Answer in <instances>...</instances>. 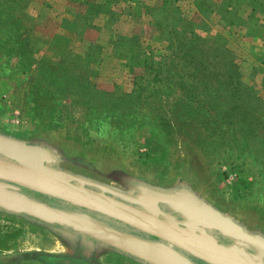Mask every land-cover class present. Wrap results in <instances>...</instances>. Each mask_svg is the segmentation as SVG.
I'll return each instance as SVG.
<instances>
[{
  "label": "rangeland",
  "instance_id": "1",
  "mask_svg": "<svg viewBox=\"0 0 264 264\" xmlns=\"http://www.w3.org/2000/svg\"><path fill=\"white\" fill-rule=\"evenodd\" d=\"M235 1L227 15L217 0H0V130L154 182L187 176L264 228V50L227 26L256 27L264 5ZM28 234L0 217L8 247L42 246Z\"/></svg>",
  "mask_w": 264,
  "mask_h": 264
},
{
  "label": "flooded vegetation",
  "instance_id": "2",
  "mask_svg": "<svg viewBox=\"0 0 264 264\" xmlns=\"http://www.w3.org/2000/svg\"><path fill=\"white\" fill-rule=\"evenodd\" d=\"M22 144L38 147L48 167L74 178H83L87 182L85 187L91 191L136 209L140 220L143 218L152 223L158 235L62 199L24 189L27 197L52 207L87 213L117 231L130 233L143 241L157 242L164 249L150 246L130 254L87 234L0 208V217L21 221L26 225L29 237L37 234L42 242L40 247L12 249L0 239V261L2 256L8 255L10 259L18 260L15 264H173L167 259L172 250L192 264H264V228L252 227L245 220L213 205L187 176L154 182L121 167L108 168L92 163L82 154L48 139L20 138L0 130V158L9 159ZM77 178L72 184L80 189L81 181ZM146 185L151 188L149 191L144 190ZM176 237H183L180 240L186 245L171 244L170 248L167 238L175 241ZM199 255L218 257L219 260L209 262Z\"/></svg>",
  "mask_w": 264,
  "mask_h": 264
},
{
  "label": "water",
  "instance_id": "3",
  "mask_svg": "<svg viewBox=\"0 0 264 264\" xmlns=\"http://www.w3.org/2000/svg\"><path fill=\"white\" fill-rule=\"evenodd\" d=\"M42 157L43 153L38 147L22 144L9 159L0 158V208L8 212L27 214L47 224H57L79 234H87L96 240L110 244L130 254H135V251L147 249L150 246L164 249L157 242L143 241L130 233L117 231L111 225L98 221L87 213L52 207L49 204L27 197L23 192L24 189L62 199L75 206H81L109 218L122 220L144 231L149 230L150 233L153 232L154 235H158L152 223H147L143 218L140 220L141 216L136 209L128 204L127 206L119 204L113 199L91 191V189L85 187L87 183L85 179L74 178L71 174L48 167L45 164V158ZM76 178L81 181L79 184L80 189L72 184V181ZM146 186L143 187L144 190L149 191L151 188H148L149 186L146 188ZM182 238L176 237L175 241L167 238L170 243L169 247L172 248L171 244L186 245L180 240ZM220 249L223 251V248ZM187 250L188 252L191 251L188 248ZM199 257L209 262L219 260L218 257L211 258L203 255H199ZM167 259L168 262L173 264H192L186 257L181 256L179 253L176 254L172 250H170Z\"/></svg>",
  "mask_w": 264,
  "mask_h": 264
},
{
  "label": "crops",
  "instance_id": "4",
  "mask_svg": "<svg viewBox=\"0 0 264 264\" xmlns=\"http://www.w3.org/2000/svg\"><path fill=\"white\" fill-rule=\"evenodd\" d=\"M220 4H226L230 10V12H227V15H233L234 14V8L231 7L230 4H233L234 0H217ZM256 2V4L264 5V0H253ZM237 3V0L235 1ZM31 8V7H30ZM246 16L250 17L249 21H252L254 19H258L260 14L254 7H250V10H248ZM246 20V21H247ZM228 28L237 36L239 34L246 36V41L251 42L252 44H260L262 49L264 50V17L262 19H259V23L256 27H247V29H244L242 26L238 25L237 23L233 22L227 25ZM46 35V34H45ZM47 39L54 38L55 36L46 35ZM44 37V38H45Z\"/></svg>",
  "mask_w": 264,
  "mask_h": 264
}]
</instances>
